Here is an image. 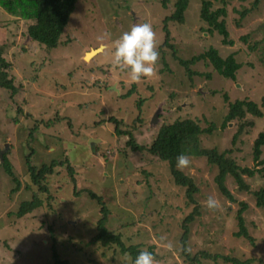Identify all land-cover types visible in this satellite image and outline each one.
<instances>
[{"label": "rangeland", "instance_id": "374dc122", "mask_svg": "<svg viewBox=\"0 0 264 264\" xmlns=\"http://www.w3.org/2000/svg\"><path fill=\"white\" fill-rule=\"evenodd\" d=\"M177 1L76 0L53 49L29 38L32 21L0 6V53L16 88L12 94L0 86V155L13 173H6L0 160V264H54L52 245L68 264H128L116 245L92 243L102 213L89 192L108 211L107 230L120 235L126 246L152 248L158 264H230L212 259L216 255L264 264V209L255 206L250 193L264 187V163L259 164L264 145L260 157H253V143L264 135V116L246 114L234 143L240 124L220 127L228 103L245 100L261 108L264 0H205L211 11L225 8L223 20L233 46L223 45L217 32H207L200 19L202 0H188L182 23L168 21ZM243 11L247 13L241 18ZM141 23L152 25L160 57L155 76L132 82L127 71L113 65L111 53L114 41ZM104 33L108 36L99 40ZM98 48L86 61L85 54ZM210 48L222 58L235 54L241 68L234 81L204 61L189 67L201 76H191L179 64L178 59L189 60ZM156 113L157 122L151 124ZM178 119L195 120L202 129L214 124L211 134L199 137L200 147L230 151L227 156L237 166L251 169L253 177L242 176L250 192L240 191L227 176L225 186L234 198L229 201L215 184L217 167L205 158L189 157L190 166L181 171L198 189L196 204H189L167 163L146 150L132 151L128 135L115 133L117 125L138 146L149 148L159 128ZM27 157L38 169L66 161L73 174L66 163L57 166L43 182L47 191L41 192L31 181ZM35 196L41 205L19 217L21 203ZM209 197L220 208L208 209ZM241 203L247 205L242 217L252 243L234 235ZM195 206L199 215L188 225L186 248L190 257H207L190 262L182 253L181 224Z\"/></svg>", "mask_w": 264, "mask_h": 264}, {"label": "trees", "instance_id": "16d2710c", "mask_svg": "<svg viewBox=\"0 0 264 264\" xmlns=\"http://www.w3.org/2000/svg\"><path fill=\"white\" fill-rule=\"evenodd\" d=\"M76 0H0V6L4 7L9 13L15 15L18 14L27 21H32L27 28V35L29 38L47 49H53L58 47L60 43V37L67 25L70 15L72 14L75 7ZM257 5V2L254 4ZM175 12L167 18L168 21H176L182 23L184 20V12L188 6V0H178L175 3ZM211 3L209 1L202 0V8L200 12V19L207 24V32L212 34L217 32L222 37V44L226 46H233L232 40H229L228 31L225 26L223 18L226 16L225 8H219L215 11L210 10ZM246 11V10H245ZM241 12V18L245 16L247 12ZM168 38V32H166V39ZM1 52V51H0ZM235 54H230L226 58L219 56L217 50L210 48L209 50L201 53L197 56L190 58L189 60L178 59L179 64L183 66L187 72L192 75L201 76L202 74L195 73L190 70V66L197 64L200 61L206 62L210 65L213 70L220 76L226 79L235 80L236 72L241 68V65L235 60ZM9 67L8 62L1 56L0 53V86L10 90L12 94L16 93V88L13 81L8 78L7 69ZM206 76V74H205ZM207 77L209 75L207 74ZM224 101L228 103V97L224 95ZM262 108V109H261ZM261 108L253 102L236 100L233 103H228V111L224 116L221 123V129H225L231 122H238V132L234 135L232 143L238 135L241 134L243 124L241 121L244 119L246 114L260 118L264 116V97L261 101ZM262 110V111H261ZM111 122V118L109 119ZM108 120V121H109ZM116 124V122H114ZM214 124L207 129H202L195 120L182 119L175 120L171 124L162 125L153 142L149 148H143L138 146L131 138V134L118 130L117 125L115 126V133L117 135H128L129 140L126 145L131 148L134 152L147 151L150 155L156 157L158 160L167 163L170 174L173 179V183L177 187L185 189V196L189 204L195 205L194 194L198 192L194 181L186 176L180 169L177 168V157L181 154L187 155L188 157H202L205 158L209 165L216 166L218 174L214 178L215 184L219 191L231 202L234 198L225 186V178L231 176L235 183L238 185L240 191L250 192L249 186L245 184L242 176L253 177L254 173L251 169L240 168L236 163L229 158L227 155L230 151H224L219 153L217 149H203L200 147L199 137L203 134H211L214 130ZM264 145V135L260 134L253 143V157L257 160L261 155V147ZM2 166L6 173L13 176L10 165L5 161L4 155L1 156ZM28 163V172L31 181L34 185L38 186V190L46 192V187L43 182L47 176L54 173L57 166H62L64 163L67 165V171L72 176L73 170L67 164L63 162H51L48 165H42L39 169L29 164V158H26ZM264 161H260L259 164H263ZM255 198V206L257 208L264 209V187L257 191L250 192ZM89 197L96 200L101 206L100 212L102 213L101 219L97 224V234L92 239V243H100L104 247L116 245L119 247L121 253L128 254L131 260L134 261L136 255L140 251L139 246L129 245L126 246L121 241V236L118 234L111 233L107 230L105 223L107 221V209L105 208L100 197L89 192ZM41 200L36 196L31 201L22 202L18 215L23 216L24 214L30 213L41 205ZM241 208L238 210L237 221H238V232L235 233V237H244L251 243L252 238L249 236L245 227L244 219L242 214L247 208L245 203H241ZM198 206H195L190 214L184 218L181 227L183 233L181 236L182 253L189 259L190 262H198V258H206L207 253H197L194 257H190L186 248V239L188 234V225L194 220V217L199 215ZM54 243V242H53ZM55 244V243H54ZM152 252V248L148 249ZM52 260L54 264H68L59 258L57 248L52 245ZM212 259H221L224 263L230 264H251L252 260L241 261L235 258L227 256H213Z\"/></svg>", "mask_w": 264, "mask_h": 264}, {"label": "clouds", "instance_id": "9594fccd", "mask_svg": "<svg viewBox=\"0 0 264 264\" xmlns=\"http://www.w3.org/2000/svg\"><path fill=\"white\" fill-rule=\"evenodd\" d=\"M107 36L108 34L104 33L98 39L103 40ZM111 56L113 65L122 71H127L132 82L155 76L160 54L152 25L150 23L136 24L129 31L123 32L114 41ZM190 164L191 159L187 155L181 154L177 157L178 169L188 168ZM205 203L210 210L220 208V202L213 197H209ZM167 247L172 248L173 245L169 243ZM125 260L128 264H158L155 255L147 249H141L134 261L128 254L125 255Z\"/></svg>", "mask_w": 264, "mask_h": 264}, {"label": "water", "instance_id": "95a60500", "mask_svg": "<svg viewBox=\"0 0 264 264\" xmlns=\"http://www.w3.org/2000/svg\"><path fill=\"white\" fill-rule=\"evenodd\" d=\"M100 49L98 48V49H96V50H91L90 52H87L86 54H85V57H86V55H88V54H91L92 52H96L95 53V55L98 53V51H99ZM113 89H115V88H113ZM116 90V89H115ZM117 91V90H116ZM157 122V113L153 116V118H152V120H151V124H155ZM92 142H94V140H91ZM0 160H2L1 159V155H0Z\"/></svg>", "mask_w": 264, "mask_h": 264}, {"label": "bare ground", "instance_id": "6f19581e", "mask_svg": "<svg viewBox=\"0 0 264 264\" xmlns=\"http://www.w3.org/2000/svg\"><path fill=\"white\" fill-rule=\"evenodd\" d=\"M96 52L94 51V52H92L91 54H88L87 56H86V61L89 59V58H91L94 54H95Z\"/></svg>", "mask_w": 264, "mask_h": 264}]
</instances>
